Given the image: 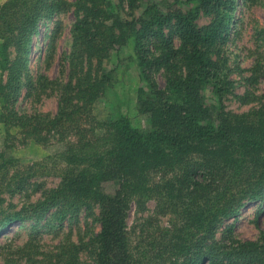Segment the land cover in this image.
I'll use <instances>...</instances> for the list:
<instances>
[{
	"label": "trees",
	"instance_id": "obj_1",
	"mask_svg": "<svg viewBox=\"0 0 264 264\" xmlns=\"http://www.w3.org/2000/svg\"><path fill=\"white\" fill-rule=\"evenodd\" d=\"M141 1L120 0L130 9H139ZM72 6L76 16L64 57L68 82L50 119L18 115L15 106L36 24L50 9L63 8H47L46 0H7L0 7V72L6 73L0 119L28 135L52 133L68 143L55 156L53 172L35 174H53L58 186L24 210H0V235L15 222H40L52 210L49 221L61 222L81 211L93 216L95 209L99 230L86 241L66 238L54 250L28 240L4 264H264V233L257 241H214L224 219L248 202L264 201V104L245 113L226 111L221 102L232 83L224 64L212 61L206 50L225 38L231 0L147 2L131 32L148 87L138 101L147 116L145 131L122 116L103 121L92 116L98 90L110 80L109 73H98L117 44L119 22L106 0H75ZM200 16L212 19L198 27ZM176 64L182 75L173 72ZM161 68L173 78L159 89L153 77ZM198 90L209 91L217 104L203 107L191 98ZM252 95L239 99L250 103ZM13 162L0 155V184L12 169L20 178L34 171H21ZM147 201L154 203V217L141 230H128L130 207ZM165 216L166 226H159L156 219ZM225 232L232 234V225Z\"/></svg>",
	"mask_w": 264,
	"mask_h": 264
},
{
	"label": "rangeland",
	"instance_id": "obj_2",
	"mask_svg": "<svg viewBox=\"0 0 264 264\" xmlns=\"http://www.w3.org/2000/svg\"><path fill=\"white\" fill-rule=\"evenodd\" d=\"M6 1L0 0V7ZM74 1L46 0L47 8L56 4L61 5L63 9H50L36 24V31L31 38L27 68L22 78L23 86L15 106L18 115H37L40 119H50L57 111L59 90L68 82V65L64 57L69 51L70 30L75 22V7L72 6ZM106 1L119 22L115 30L117 44L102 63L98 73L99 77L101 73H109L110 80L105 81L98 90L92 104V116L101 121L122 116L133 128L145 131L148 129L147 116L140 112L138 101L139 97L145 96L148 87L141 78L140 61L131 32L133 24L135 27L142 10L150 0H142L139 9H130L120 0ZM162 1L164 4L172 2ZM231 5V23L225 38L206 50L212 61L224 64L228 79L232 83L231 93L223 98L221 105L226 111L239 114L264 104V0H231ZM211 19V16H200L196 25L205 26ZM256 67L259 68L258 72L253 71ZM172 69L175 74L182 75L178 64ZM252 73L255 76L252 77ZM5 75L6 73L0 72L2 84L5 82ZM167 77L171 79L173 75L165 73L162 68L154 74L153 78L159 89L165 87ZM248 92L253 94L254 99L245 103L239 98ZM191 98L199 101L203 107L217 104L207 90L192 91ZM68 141L73 143L75 139L71 137ZM67 144L58 142L52 133L41 132V137L28 135L23 129L0 119V155L6 160L14 161L15 168L21 171L26 172L25 170L31 168L34 170L20 178L18 173H13L15 170L12 167V170L9 169L11 171L7 179L0 184V210L19 212L40 200L43 192L56 188L60 181L58 177L53 174H35L53 172V163L58 164L55 156L62 152ZM62 167L65 165L62 164ZM14 174L18 177L10 179ZM21 180L26 183L20 184ZM6 184L8 187H5ZM104 188L107 192L112 190L110 184H106ZM52 212L53 210L48 212L40 222L32 218L7 227L0 235V264L17 258L19 249L28 240H34L41 250H54L55 246L66 238L86 241L88 236L99 230L94 221L97 214L95 209L92 210L93 216H86L81 211L74 218L67 217L61 222L49 221ZM153 213L152 201L145 202L139 209L132 205L126 220L128 230H141L146 224L145 220L154 217ZM168 217L156 219L159 226L165 227ZM231 225L232 234L225 232ZM261 233H264V201L248 202L218 225L214 241L226 244L257 241Z\"/></svg>",
	"mask_w": 264,
	"mask_h": 264
}]
</instances>
